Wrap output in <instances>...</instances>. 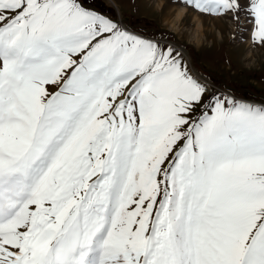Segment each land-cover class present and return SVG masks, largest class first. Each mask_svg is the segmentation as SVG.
<instances>
[{"label":"rangeland","instance_id":"1","mask_svg":"<svg viewBox=\"0 0 264 264\" xmlns=\"http://www.w3.org/2000/svg\"><path fill=\"white\" fill-rule=\"evenodd\" d=\"M156 1L0 0V264H264V0Z\"/></svg>","mask_w":264,"mask_h":264},{"label":"bare ground","instance_id":"2","mask_svg":"<svg viewBox=\"0 0 264 264\" xmlns=\"http://www.w3.org/2000/svg\"><path fill=\"white\" fill-rule=\"evenodd\" d=\"M163 3L164 2L162 0L161 1H156V5H157V7L159 9H161ZM186 12H188L187 9H186V7L179 8L177 10V12H176L175 19L174 20H171L170 27L173 28L175 31H179L180 30L179 29V22L182 19H184V17L186 16ZM195 18L198 19V21H197L198 29H201L203 27L202 20H200V18H198V16H196V15H195ZM246 21L247 20H244L243 21V24L244 25L247 24V23H249V22H246ZM196 32H195V36H194V38L196 39V43L198 45L200 43H202V42L204 43L205 37H203L202 34L201 35H197ZM218 36L221 38V33H219ZM252 43H253V40H251V39H247V45L245 43V45H246V47L248 49V52H246L247 53L246 56H248L250 58H253V56H254V47H252L253 46ZM186 57L188 58L187 55H186ZM193 73H194L196 79L200 83L206 84V85L210 86L211 83H209L210 80L207 77L201 75L198 71H196L194 69H193Z\"/></svg>","mask_w":264,"mask_h":264},{"label":"flooded vegetation","instance_id":"3","mask_svg":"<svg viewBox=\"0 0 264 264\" xmlns=\"http://www.w3.org/2000/svg\"><path fill=\"white\" fill-rule=\"evenodd\" d=\"M151 28V31H155L156 29L154 27H150Z\"/></svg>","mask_w":264,"mask_h":264}]
</instances>
